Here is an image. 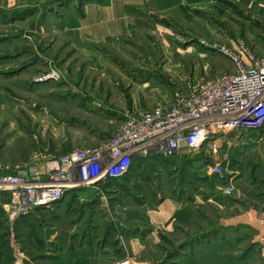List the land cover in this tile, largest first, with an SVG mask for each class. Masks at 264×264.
<instances>
[{
	"label": "rangeland",
	"instance_id": "374dc122",
	"mask_svg": "<svg viewBox=\"0 0 264 264\" xmlns=\"http://www.w3.org/2000/svg\"><path fill=\"white\" fill-rule=\"evenodd\" d=\"M248 1L255 6L244 4L242 0H214L217 5L213 14L208 15L212 12L208 11L204 15L208 18L202 19L189 18L174 5L161 8L159 13V9L148 5L146 0L137 3L141 7L136 6L137 17L156 14L161 23L152 21L150 36L139 32L140 29L130 28L126 35L112 43L94 37L85 29V23L92 18L95 8L97 16L103 17L109 7H116L118 3L125 6V0H0V161L24 169L47 164L46 153L99 148L119 133L127 114L151 110L161 102L159 98L167 92L156 84L162 78L170 84L175 82L177 76L174 75L180 72L181 65L184 73H180L179 78L188 73L194 76L195 70L196 75H201L207 66L210 71L225 75L234 72L231 59L223 52L226 49L237 53L245 47L264 54V0ZM214 46L220 51L213 50ZM143 68L152 71L155 86L133 87L134 70ZM52 72L57 78H51ZM133 95L140 102L146 101V108L131 109ZM115 118L117 123H111ZM260 158L259 153H252L250 163L261 165ZM144 164V172L129 174L120 183L110 179L96 185L93 190L96 199L92 198L91 206L81 203L78 196L69 197L65 204L61 201L64 206L59 217L43 213L42 219L47 221L36 223L34 230H44L41 235L46 236L49 235L45 230L47 224L61 230L57 237H60V246L73 244L75 235L70 233L74 232L91 234L104 244L113 242L116 238L113 235H117L114 244L120 247L124 257L105 264H137L129 255L126 239L121 234L126 216L139 212L134 206L147 201L153 208L181 179L175 172L165 177L161 170L175 163L158 162L157 157H150L145 161L136 160L134 171ZM44 169L42 167V171ZM199 178L202 183L225 184L221 182L223 178L212 174ZM225 189L220 191V198H229ZM238 193L231 197L242 199L243 194ZM256 202L255 198L238 202L235 210L215 208L209 212V217L215 221L216 232L220 219L251 212L260 223L254 225L249 223L253 218L247 219L246 225L233 236L245 249L257 240L256 247L261 253L252 264H264V202ZM0 209H9V204H1ZM9 218L15 221L13 216ZM212 221L209 220V232ZM4 228L0 231L5 232L0 237V264H11L14 250L10 241L14 228ZM188 230L181 237L184 245L180 246L179 240L168 242L166 258L161 264L168 261L172 252L196 241V233L206 231L200 227L197 231ZM226 254L238 257L242 253L236 248ZM30 260L28 264H32Z\"/></svg>",
	"mask_w": 264,
	"mask_h": 264
},
{
	"label": "crops",
	"instance_id": "0c3cea01",
	"mask_svg": "<svg viewBox=\"0 0 264 264\" xmlns=\"http://www.w3.org/2000/svg\"><path fill=\"white\" fill-rule=\"evenodd\" d=\"M125 1L127 3L125 6H121L122 4L118 3L115 5L116 7H109L105 11L106 13L103 14V17L102 15L97 16L98 10L95 8L92 18H88L85 23V29L91 32L94 37L101 38L103 41H111L112 43L116 42L121 35H126L130 28L140 29L139 32L150 36L152 33V21L161 23V18H158L156 14L150 13L147 16L141 17V14V16L139 15V17H137L138 14H136V11L141 8L137 3H144L146 0ZM147 1H149L147 3L148 5L150 3L152 7L159 9V13L161 12V8L174 5V7H178L185 11L187 17L195 18L198 16V18L202 19L208 18L204 16L207 15L208 11H212L208 13V15H212L217 5L214 0ZM242 1L244 4L250 5L251 7L255 6L251 5V1ZM136 6L139 9H137ZM199 9L201 11H199ZM152 10H150V12H153ZM179 70L180 72L174 75L175 77L177 76V80L172 82V84H170L171 82H168L166 78H160L161 82L158 84L155 83L159 87L165 88L167 92L159 98V101H161L160 103L166 105L171 104L174 85L180 83V78L182 76L180 78L178 76L180 73H184L182 72V65ZM195 71L197 74L198 71ZM205 71L206 72L201 75L194 74V76L196 75V80L199 78L208 79L223 75L210 71L208 66ZM211 72H213L212 75L210 74ZM134 73L135 76H133V79H135V81L133 82V87L136 85L146 88L154 85L151 80V70L143 68L139 71L137 69L134 70ZM132 99L133 104L131 109L143 110L146 108V101L142 100L140 102L139 98H136L134 95ZM99 114L106 116V114L102 112H99ZM112 121L111 123H117V118ZM243 145L239 148H234L230 166L227 168L226 175L221 181L225 184L220 186H215L213 183L211 184V182L202 183L199 177L205 175V171L200 166L201 162L193 160L194 157L190 155L185 154L177 159L178 161L158 158V162L165 161L166 163H175L179 166L178 169L175 164L171 166L165 165L164 168H160L165 177L168 173L175 172L176 175L179 174L178 176H180L181 179L177 181L178 184H176L174 189H171L172 191L168 193V195L164 198H159L157 204L153 206V208L150 202L147 201L139 206H134L137 207L135 211L139 212H134L126 216L125 228H123V233L121 232V234H123L126 239L129 255H131L135 263L161 264L166 258L168 242L175 243L179 240L180 246H182L184 243H182L181 237L184 233L189 231L188 228L192 230L196 229L197 231L199 227L200 230L206 229L205 233H200V235L196 233V241L188 243L185 247H181V249L172 252L171 257L167 262L165 261L164 264H252V261H255L257 255L261 253L259 247H256L259 244L258 241L253 240L249 248L245 249L241 247V242H236L233 236L242 226L246 225V221H249L247 219L253 218L251 212H241L239 214L237 213L234 217L220 219V228H218L216 232L213 228L215 221H212L209 217V212H213L215 208L221 207L224 208V210H235V206H239L238 202L241 203L245 200H252L253 198L257 201L256 203L264 202V148L256 152L261 156V165L254 166L250 163V157L253 153L252 150H250L248 145ZM69 153L71 152H63L62 154L46 153L44 156L49 160L47 164L50 163L52 167H56L57 161H53V159ZM44 164L45 163L39 164L41 170L42 167L45 168L47 165L45 164V166H43ZM198 164L199 167L197 166ZM141 167L142 168L138 170L135 169V171V167H133V170L129 174L135 175L136 172H144L143 169L146 167L145 164L141 165ZM120 180H118V183H120ZM179 181H181V183ZM229 185H233L238 192L243 194L242 199L233 198L231 196L227 199L225 197H219L222 195L220 193L222 188ZM93 194L94 192L91 189L76 188L70 190L62 202H66L69 197L78 196L79 201H82L81 203L91 206L92 200L96 199V195ZM9 200V194L0 193L1 204H8ZM232 201L238 202L233 203ZM62 202L58 203V205H54L55 208L52 210L37 209L29 215L13 216L9 213V209H0V231H3L1 228L4 226L6 229L7 226L14 228L13 237L10 241V246L14 250L12 252L14 261L11 264H28L27 261L30 260V258L35 262L30 260L32 264H105L109 261H120V259L124 257V253L121 251L120 247L114 244L115 240L117 241V235H113V237H116L113 242H106L104 244V242L102 243L101 239L96 238V236L92 235L93 237H91V234L85 232H74L70 233V235H75L74 239H72V241L75 242H73V244L60 246L58 243L60 237H57L62 233L61 230L50 228L49 224H47V229H45L49 231V235L47 236L44 234L41 235L42 232H45L44 230H39V232L34 230L36 223L43 220L47 221L46 219H42V216L44 217L43 213H49L56 215L55 217H59L58 213L65 204H62ZM232 204L234 205L233 207ZM57 209L58 211H56ZM9 216H13L12 219L15 221L12 222ZM209 220L213 222L210 224V232L208 229ZM250 221L249 223H253L254 225L260 223L254 218ZM251 228L253 227L251 226ZM3 234H5V232H0V237ZM70 241L69 239V242ZM236 248L242 253L240 256L230 257L226 254L233 252Z\"/></svg>",
	"mask_w": 264,
	"mask_h": 264
},
{
	"label": "built area",
	"instance_id": "2783aa9c",
	"mask_svg": "<svg viewBox=\"0 0 264 264\" xmlns=\"http://www.w3.org/2000/svg\"><path fill=\"white\" fill-rule=\"evenodd\" d=\"M213 50L220 51L215 46ZM223 52L234 65L233 73L198 80L183 76L174 85L171 104L130 112L119 133L99 148L66 154L56 167L48 163L43 171L38 166L18 169L0 161V193L9 194V213L52 210L70 190H96L100 183L126 177L136 160L175 161L187 154L202 160L205 174L224 178L234 148L245 144L253 153L262 150L264 54L245 47L237 53L233 49ZM50 76L57 78L55 72ZM225 192L238 193L233 185Z\"/></svg>",
	"mask_w": 264,
	"mask_h": 264
},
{
	"label": "bare ground",
	"instance_id": "6f19581e",
	"mask_svg": "<svg viewBox=\"0 0 264 264\" xmlns=\"http://www.w3.org/2000/svg\"><path fill=\"white\" fill-rule=\"evenodd\" d=\"M131 175H132V174H131ZM66 195H67V194H66ZM63 200H64V199H63ZM63 200H62V201H63ZM59 203H60V202H59ZM57 205H58V204H57ZM54 208H55V207H53V209H54Z\"/></svg>",
	"mask_w": 264,
	"mask_h": 264
}]
</instances>
